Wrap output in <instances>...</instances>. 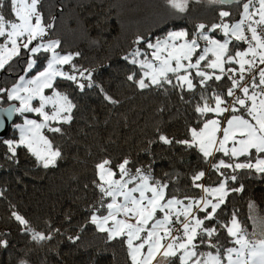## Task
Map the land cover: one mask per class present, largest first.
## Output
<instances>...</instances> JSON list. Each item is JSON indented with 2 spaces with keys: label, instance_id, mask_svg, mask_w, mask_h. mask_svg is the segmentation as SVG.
I'll list each match as a JSON object with an SVG mask.
<instances>
[{
  "label": "snow or ice",
  "instance_id": "snow-or-ice-1",
  "mask_svg": "<svg viewBox=\"0 0 264 264\" xmlns=\"http://www.w3.org/2000/svg\"><path fill=\"white\" fill-rule=\"evenodd\" d=\"M42 2L0 0V83L4 76L18 80L10 88L0 86V98L20 104L0 110V124L13 113H34L40 118L42 122L26 119L23 127L17 125L18 143H4L9 158L15 159L17 149L24 147L49 168L63 154L44 130L65 135L63 125L73 122L77 108L59 81L71 82L81 93L95 87L109 104L119 101L96 83L94 69L76 62L79 52L66 51L61 40L53 38L56 17L46 19ZM205 2L221 6L213 9V21L200 22L191 32L169 31L155 41L137 37L122 57L135 66L127 81L140 90H174L194 113L183 138L157 128L142 151L149 154L154 143L194 150L217 176L212 184L202 183L206 171H192L190 187L199 194L181 196L170 191L175 174L156 178L154 160L146 163L127 154L118 160L104 155L95 162L91 185L97 201L88 209L87 224L106 234L105 242L124 245L130 264H264V220L255 216L254 203L249 202L247 218L253 223L252 232L238 210L225 217L222 207L231 194L244 193L243 180H264V0ZM165 3L179 13L188 11L189 0ZM232 4L235 11L229 7ZM6 8L10 17L3 14ZM222 80L226 87L219 84ZM185 93L192 95L185 99ZM10 216L37 243L50 241L60 232L51 225L46 232L33 228L15 209ZM68 239L76 243L81 236ZM0 246H8L3 236ZM20 264L28 261L22 259Z\"/></svg>",
  "mask_w": 264,
  "mask_h": 264
},
{
  "label": "trees",
  "instance_id": "trees-1",
  "mask_svg": "<svg viewBox=\"0 0 264 264\" xmlns=\"http://www.w3.org/2000/svg\"><path fill=\"white\" fill-rule=\"evenodd\" d=\"M42 6L46 19L56 17L53 38H59L66 51L79 52L76 62L94 69L93 79L119 103L109 104L95 87L81 93L71 82L59 81L61 90L74 99L77 108L73 122L63 125L65 135L45 131L63 154L56 166L49 168L42 167L24 147L17 149L15 159L9 158L11 153L4 141L19 139L15 123L35 117L16 113L8 136L0 139V192L4 193L0 197V236L8 241L7 247L0 246V264H20L22 259L28 264H130L124 245L105 242L106 234L87 224L88 209L97 201L91 185L95 162L104 155L118 160L127 154L146 163L154 160L156 178L175 174L170 191L181 196L199 194L190 187L192 171H206L202 183L212 184L217 176L194 150L186 152L180 146L173 149L154 143L149 154L142 151L155 137L157 128L183 138L194 113L174 90H140L127 81L135 66L122 57L132 50L137 37L155 41L169 31L191 32L196 24L213 21V9L221 6L192 0L184 13L171 9L165 0H43ZM229 7L235 11L236 5ZM3 14L10 17L7 8ZM17 81L13 76H4L0 86L10 88ZM219 84L227 86L224 80ZM184 95L188 99L192 93ZM14 104L0 98V108ZM243 183L244 193L231 194L229 203L222 207L225 217L232 209L238 210L240 219L251 229L253 223L247 219L249 202L255 205L258 221L264 220V180L247 178ZM13 209L39 231L46 232L51 225L60 232L54 233L50 241L37 243L10 216ZM77 234L81 239L72 243L68 237Z\"/></svg>",
  "mask_w": 264,
  "mask_h": 264
},
{
  "label": "water",
  "instance_id": "water-1",
  "mask_svg": "<svg viewBox=\"0 0 264 264\" xmlns=\"http://www.w3.org/2000/svg\"><path fill=\"white\" fill-rule=\"evenodd\" d=\"M11 107H16V105H10L5 108H11ZM5 108H0V110L5 109ZM16 118V113H13L10 119H6L3 124H0V139H4L5 137L8 136V133L10 131V128L13 126V123Z\"/></svg>",
  "mask_w": 264,
  "mask_h": 264
},
{
  "label": "rangeland",
  "instance_id": "rangeland-1",
  "mask_svg": "<svg viewBox=\"0 0 264 264\" xmlns=\"http://www.w3.org/2000/svg\"><path fill=\"white\" fill-rule=\"evenodd\" d=\"M192 0H189V3L191 2ZM200 1H204V0H200ZM188 3V4H189ZM165 37V36H164ZM163 37V38H164ZM211 57V56H210ZM212 58V57H211ZM210 58V59H211ZM18 82V81H17ZM46 94H48L47 93V91H46ZM10 101H15V105H16V107H20V104H19V101H16V100H10ZM33 103L34 104H36L37 106H38V101H33ZM47 110V109H46ZM20 114V113H19ZM24 114H26V113H24ZM33 116H35V117H26V118H24L23 120H21L20 122H17V123H15L16 124V126L17 125H19V126H21V127H23L24 126V121L26 120V119H37L38 120V122H42V120L40 119V118H38L34 113H31ZM44 131H46V130H44ZM18 135H19V138H20V130H19V128H18ZM18 141H19V139H17L16 140V142L18 143ZM254 214L256 215V211H255V208H254ZM257 230H258V226H257ZM248 231L249 232H252L253 231V228H248ZM157 259H159V257H157ZM154 264H155V262H154Z\"/></svg>",
  "mask_w": 264,
  "mask_h": 264
}]
</instances>
